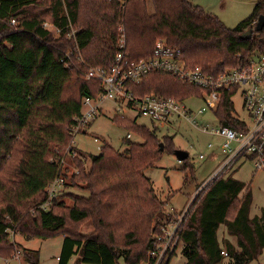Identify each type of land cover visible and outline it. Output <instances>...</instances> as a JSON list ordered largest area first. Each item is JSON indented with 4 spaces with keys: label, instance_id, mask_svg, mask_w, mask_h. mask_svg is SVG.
<instances>
[{
    "label": "trees",
    "instance_id": "trees-1",
    "mask_svg": "<svg viewBox=\"0 0 264 264\" xmlns=\"http://www.w3.org/2000/svg\"><path fill=\"white\" fill-rule=\"evenodd\" d=\"M261 17L264 0L234 29L190 0H0V258L21 254L25 264H40V252L13 241L14 233L27 240L63 237L59 264H71L73 258L74 264H158L152 253L173 219L159 221L168 203L158 199L145 173L165 153H175V138L160 139L157 127L117 113L114 123L142 143L126 137L128 150L118 153L104 142L98 156L74 148L71 130L84 99L103 92L101 82L87 81L86 75L90 69L115 66L120 27L126 36L125 61L153 58L158 41H164L191 67L221 74L264 52V29L257 30ZM45 24L61 33L55 36ZM70 26L76 34L68 38ZM249 30L252 38L243 40ZM127 90L140 99L180 102L206 93L163 72L127 84ZM233 112L227 94L216 115L221 125L244 130ZM66 154L78 169L69 178L70 187L83 194H62L44 211L48 186L60 176L68 179ZM188 160L183 172L193 176ZM225 178L191 208L179 240L187 264H223V253L232 264H253L263 255L264 209L252 219L251 186ZM65 199L72 205L66 206ZM86 224L93 226L90 234L82 233ZM222 226L237 246L227 240L221 246ZM175 252L159 264H170Z\"/></svg>",
    "mask_w": 264,
    "mask_h": 264
},
{
    "label": "built area",
    "instance_id": "built-area-1",
    "mask_svg": "<svg viewBox=\"0 0 264 264\" xmlns=\"http://www.w3.org/2000/svg\"><path fill=\"white\" fill-rule=\"evenodd\" d=\"M12 24L15 25L16 21H12ZM44 28L57 36L61 33L60 30L49 24H45ZM70 29L68 38L74 37L76 34L72 26ZM180 54V51L167 47L164 41H158L153 58L138 63L125 61L127 57L126 36L124 28L120 27L119 52L116 56L115 66L109 71L101 68L90 69L86 75L87 81L101 82L103 92L97 98L84 99L81 116L75 119L71 130L72 136L75 138L79 134H87V131L101 115L102 108L107 102L119 106L118 114H123L124 109L135 111L139 117L150 120L153 127H157L158 130L175 128L181 122L199 128L196 119L210 112L214 115L218 128L212 131L205 128L202 132L223 141L220 147L224 159L213 177L200 188V191H208L217 180L228 176L243 160L253 159L256 172L264 171V52H255L240 66L227 69L216 75H208L200 67H191L181 59ZM153 72L174 75L185 84L204 90L206 93L201 99L205 106L199 111V114L193 116L192 111L187 109L183 102L158 96L140 99L127 90V84H140L148 74ZM227 94L233 106H235L234 99L237 96L242 98L243 113L247 116L248 122L238 119L235 116V110L233 116L244 125V130L237 131L221 125L216 115L223 96ZM127 139L132 140L133 135L128 134ZM214 148L213 144L208 145L209 151ZM207 158L204 154L199 157L201 161H205ZM65 183V178L60 176L48 186L49 200L42 207L44 211H48L52 201L60 197ZM191 208L184 215L181 227L175 226L172 231L166 229L164 235L157 239L159 244L163 241L166 242L163 253L157 254L160 251L157 244L155 245L156 251L152 253L154 257H158V264L167 254L174 253V250L169 252L168 250L173 242H179ZM222 255L227 257L226 253ZM57 260L59 261V258Z\"/></svg>",
    "mask_w": 264,
    "mask_h": 264
},
{
    "label": "rangeland",
    "instance_id": "rangeland-1",
    "mask_svg": "<svg viewBox=\"0 0 264 264\" xmlns=\"http://www.w3.org/2000/svg\"><path fill=\"white\" fill-rule=\"evenodd\" d=\"M254 2H256V0H225L224 13H222L225 23L228 26H233L239 21L248 18L253 12ZM54 35L57 36L55 33ZM183 104L187 109L192 111L193 116L198 115L199 111L205 106L204 101L197 97L187 99ZM234 105L235 116L240 120L248 122L247 116L243 113V101L240 96L234 99ZM118 107V105L112 102H107L102 108L101 115L87 131V134H79L74 138L73 147L88 156H98L104 142L110 144L118 153H124L128 150V147L124 143V139L127 137L128 132L118 127L113 121L117 114ZM123 115L129 119L136 120L141 126H146L150 129L153 128V124L150 120L139 117L135 111L124 109ZM196 120L199 123V128L189 123L181 122L178 123L175 128L160 129L158 132V137L160 139L168 135L174 136L175 150H182L189 153L188 163L194 168V172H192L193 176L187 173L189 175L188 182H186L187 174L183 172L185 164L180 163L174 153L170 152L165 153L162 160L154 168L149 169L145 173L147 178L151 180L158 199L163 203H168L159 218L160 222L165 223L169 216H172L173 220L164 229H167V231H172L173 228L178 225L181 227L187 210L191 208L193 204L196 203L197 205L200 203L204 196L203 193L205 192L200 191V185L203 187L210 181L215 173V168L219 162H222L224 157L220 147L223 141L220 138L213 137L211 134H204L202 132L205 128L209 131L218 128V123L214 115L207 112ZM132 142L142 143L143 140L133 135ZM210 144L215 146L212 151L208 150V145ZM203 154L208 157L205 161L199 159ZM75 159H77V157ZM254 164L255 162L251 160H243L225 178L232 177L235 180L251 186L253 195V205L251 209L252 219L260 218L262 209H264V171L256 172ZM87 167L89 168V163H87ZM63 169L68 171V179H66L67 187L62 189V194L69 192L83 194V192L70 187L69 178L73 175H77L78 169L72 163V159L68 154H66ZM64 204L66 206H71L72 202L69 199H65ZM194 209L195 208H193V211ZM92 231L93 226L91 224H86L82 228V233L84 234H90ZM17 235L19 234L11 233V239L15 242L18 240V243L22 244L25 249L40 252V264H59L57 258L60 257L62 252L63 237L46 240L38 238L27 240L21 236L17 238ZM227 237L225 226H222L219 230L218 238L220 241H223ZM233 241L236 243L235 240ZM179 242H173L168 250V252L173 250L174 252L176 251V255L173 257L170 264H187L188 262V259L182 255L184 246ZM165 243V241L160 243L161 245L157 243V246L160 248V251L157 252L158 255L160 252L163 253V249L166 245ZM17 256L11 260L0 258V264H25L23 256L21 254H19V257ZM224 258L223 264H232L228 256H224ZM76 259L77 258H73L71 264H74ZM120 264L125 263L121 260ZM253 264H264V252L260 259Z\"/></svg>",
    "mask_w": 264,
    "mask_h": 264
},
{
    "label": "crops",
    "instance_id": "crops-1",
    "mask_svg": "<svg viewBox=\"0 0 264 264\" xmlns=\"http://www.w3.org/2000/svg\"><path fill=\"white\" fill-rule=\"evenodd\" d=\"M194 5H196V6H200V7H202L204 10H205V12H207L208 14H213V15H216L222 22H223V24L226 26V27H228V28H230V29H234L235 27H237V25L239 24V23H241L243 20H245V19H243V20H241V21H239L237 24H235V25H233V26H228L226 23H225V21H224V18H223V15H222V13H224V3H225V0H190ZM258 1L256 0V2H254L253 3V7H255V5H256V3H257ZM254 9V8H253ZM223 159H224V157H223ZM223 161V160H222ZM222 162H219L218 163V165H217V167L215 168V170L214 171H216L218 168H219V165L221 164ZM238 170V169H237ZM232 172V171H231ZM229 178V177H228ZM230 178H232V177H230ZM235 180V179H234ZM238 181V180H237ZM239 182H241V181H239ZM243 183V182H242ZM198 186V185H197ZM201 188V185H200V187H199V189ZM243 195H244V193L240 196L241 198L243 197ZM262 214V213H261ZM250 217H251V214H250ZM225 229H226V227H225ZM220 230V229H219ZM218 233H219V231H218ZM226 233H227V229H226ZM227 235H228V233H227ZM18 236H20V235H17V238H18ZM219 239V238H218ZM225 240H227V241H229L232 245H234V246H237V240L236 239H234L233 237H230V236H228ZM225 240H223V241H220L219 240V242L221 243V245L223 244V242L225 241ZM233 240H235L236 241V243H234V241ZM63 242H64V238H63ZM17 243H18V240H17ZM20 244V243H19ZM22 247H24L22 244H20ZM59 258V257H58ZM57 258V259H58Z\"/></svg>",
    "mask_w": 264,
    "mask_h": 264
},
{
    "label": "water",
    "instance_id": "water-1",
    "mask_svg": "<svg viewBox=\"0 0 264 264\" xmlns=\"http://www.w3.org/2000/svg\"><path fill=\"white\" fill-rule=\"evenodd\" d=\"M262 29H264V17H261L257 23V30H262ZM252 35H253V30H249L242 36V39L249 40L252 38ZM163 148H164V145L161 144L162 151H163ZM174 155L177 157L180 163H184L185 161L189 159V153L186 151L176 150Z\"/></svg>",
    "mask_w": 264,
    "mask_h": 264
}]
</instances>
